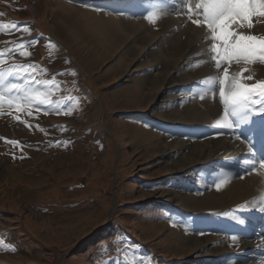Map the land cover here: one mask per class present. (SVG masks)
Listing matches in <instances>:
<instances>
[{"label": "rangeland", "instance_id": "rangeland-1", "mask_svg": "<svg viewBox=\"0 0 264 264\" xmlns=\"http://www.w3.org/2000/svg\"><path fill=\"white\" fill-rule=\"evenodd\" d=\"M93 1L101 4L0 0V264H226L216 259L218 253L229 237H243L232 230L249 225L241 213L253 214L258 205L245 200L231 204L243 210L229 212L231 205L207 210L194 202V194L216 188L217 174L207 178L206 168L222 167L218 177L240 180L253 172L246 166L257 169L259 155L250 151L251 159L237 158L230 167H224L223 157L192 172L182 168L189 151L179 153L175 139L183 140L185 131L201 134L200 141L215 135L229 139L228 130L181 118L192 94L220 91L217 81L227 63L213 54L199 71H215L205 87L180 86L195 70L187 68L172 78L174 89L157 88L156 97H145L163 71L159 62L169 40L148 47L150 28L141 38L126 35L112 47L80 10ZM153 5L136 4V19L149 20ZM113 7L104 10L131 15L133 9ZM224 19L210 25L214 29V22ZM203 46L200 58L207 56ZM238 75L246 84L242 93L258 92L257 105L263 106L264 82L250 81L245 71ZM242 98L241 104L252 99ZM252 101L257 100H249L248 108ZM260 205L264 216V202ZM222 218L234 227L222 231ZM260 224L264 220L249 232H259ZM208 238L213 240L208 247L193 246ZM246 238L252 248L253 237ZM234 259L264 264V257Z\"/></svg>", "mask_w": 264, "mask_h": 264}, {"label": "bare ground", "instance_id": "bare-ground-1", "mask_svg": "<svg viewBox=\"0 0 264 264\" xmlns=\"http://www.w3.org/2000/svg\"><path fill=\"white\" fill-rule=\"evenodd\" d=\"M95 1L101 4L98 6L93 1L86 3L85 8L80 10L86 19L85 22L98 27L112 47L121 42L126 35L136 33L134 37L141 38L143 36L141 31H152L151 29H154V34L151 40L147 42L148 47H161L164 41L169 40L166 47V58H161L162 60L159 62L160 64L163 63V71L160 72L156 82H154L156 85L149 89L150 92L145 97L149 98L151 95L156 97L159 94L158 89H174L176 84L172 81V78L187 68H194L195 70L192 73L193 75L191 74L188 80L181 83L180 86L188 88L194 83L203 84V87H205L211 79L215 78V71L212 73H201L199 71L203 69L206 63H211L210 60L214 59L213 54L217 55L214 56L216 61L218 57L227 63L222 81L219 79L217 81V84H220L218 85L220 91L212 96L209 94H201L200 96L199 93L197 95L192 94V101L181 107V118L190 123L205 122L207 126L214 130L218 128L228 130L230 137L228 139L227 136L221 138L219 135H215L211 137V140L207 138L200 141L201 134L194 135L198 138L196 140L194 137H186V131L183 132L184 142L175 139V144H178L177 151L179 153L184 148L189 151L187 158H183V162H181L184 170H191L204 164V162L214 164L223 157H227L228 160L232 157H238L241 160L244 158L251 159L253 155H251L250 150H257L264 146V138L261 137L264 131V111L256 110L253 106L248 108V103L241 104L242 97H258V92L254 93V96L251 95L252 97L244 95L242 89L246 84L239 81L240 77L238 75L245 71L250 81L260 80L258 82H264V0H179L177 5L173 3V0L163 10H158L160 4L158 6V2L156 4L155 0ZM149 1L150 3L154 2L155 6L153 12H148L149 20L136 19L139 14L137 13L138 6ZM129 4H138L129 13L131 15H112L104 10V8L112 6L116 9ZM67 8L70 9L68 5ZM168 13L175 14L177 17L165 18ZM186 14H188L190 20L186 18ZM198 17L202 18L204 23H200ZM224 17L225 19L215 26V22ZM212 21H215L214 29L213 25H210L213 23ZM205 22L211 27L207 26ZM195 37L200 39L196 41ZM203 45L208 49V52L206 57L200 58L203 57L201 56L202 52H200V47ZM160 51L165 52L162 48ZM253 88L258 87L256 85ZM196 96L199 97L194 100ZM244 110H249L248 112L251 115H246L242 119L245 115ZM223 124L228 129L222 126ZM243 128L248 130L251 137L245 141L241 139L246 133ZM252 133L255 134L252 135ZM236 147H238V150L235 149ZM259 158L256 163L258 170H255L254 166L251 168L246 166L245 169H250L253 172L245 173L240 180H236L231 176L225 177L223 175L222 177L221 175L215 181L216 188L213 189L214 191L195 193L194 202L200 207H207V210H217V208L222 209L237 201L245 202V200H249L258 205L254 209L260 214L262 207L259 208V206H261L260 204L263 206L264 202V162ZM228 208L229 212L243 210L233 205ZM257 218L256 215L251 214V220ZM249 226H245L248 227L246 229L253 227V223ZM220 229L222 231L228 230L226 228ZM240 233L242 235L248 234L247 231ZM251 237H253L252 241L254 242V245H251L252 248H249L252 242L249 243L247 238L242 236L229 237L227 248L220 251L216 259L219 258L221 262L224 261L226 264H239L234 259L238 256L243 259L249 258L250 261L260 260L264 257V230L256 232ZM212 241L211 238L203 241L195 240L193 246L196 249H204L211 245Z\"/></svg>", "mask_w": 264, "mask_h": 264}]
</instances>
